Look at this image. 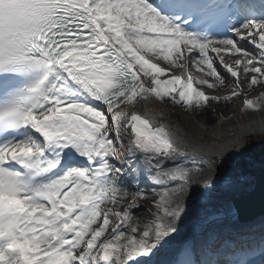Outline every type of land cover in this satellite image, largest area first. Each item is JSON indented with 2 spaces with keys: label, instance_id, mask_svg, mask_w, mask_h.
<instances>
[{
  "label": "snow or ice",
  "instance_id": "1",
  "mask_svg": "<svg viewBox=\"0 0 264 264\" xmlns=\"http://www.w3.org/2000/svg\"><path fill=\"white\" fill-rule=\"evenodd\" d=\"M256 86L264 0H0V264H264V217L185 228L190 190L253 183L223 170L255 135L239 121L264 112ZM137 97L197 119L244 97L240 131L189 142Z\"/></svg>",
  "mask_w": 264,
  "mask_h": 264
},
{
  "label": "bare ground",
  "instance_id": "2",
  "mask_svg": "<svg viewBox=\"0 0 264 264\" xmlns=\"http://www.w3.org/2000/svg\"><path fill=\"white\" fill-rule=\"evenodd\" d=\"M212 55L215 56L216 54L212 53ZM220 55L224 56L225 60L228 61L227 53L222 51ZM200 67L203 69V71H198L193 67L189 68V72L194 78H201L203 77V73L208 71L205 66L201 65ZM216 68L217 71L223 74L227 79H231L229 74L220 67L218 59ZM204 78L208 79L210 83L216 85L215 89H208L206 86L201 89L205 91L207 95H211L215 92H218L217 95L219 94V96L230 95V88L227 86V79L225 84H220L219 81H217L214 77L208 76ZM263 89L264 88L261 87L257 88L256 91L250 93V95L248 94V98L255 99L259 92L263 91ZM240 100L241 97L233 98V101L235 102L233 105L229 106V113L225 115L219 114V118L217 119L218 121L213 127H209L204 122L199 121L200 119H197L195 115L189 116L187 113H181L176 110L171 111L166 109L164 106L162 107L158 101H153L152 99H140L139 106L137 107L136 111L141 117H145L150 121H154V127L158 126L159 124L168 126L178 137L186 139L189 142L199 141L202 139L206 144L215 142L218 145H222L227 141L234 139L235 135L240 131V128L237 126L238 118L240 117L239 110L242 107V104L239 106ZM161 117H163V119ZM228 117L233 118L231 122H228ZM239 123H242L245 126L250 125V128H248L249 131L254 132L257 136H264V113L256 116L251 114L250 116L244 117V119L239 121ZM232 151H235V149H232ZM231 165L232 163L230 161L223 171L226 173H232L233 169L230 167ZM245 190H247V186L237 188L231 192L216 191L212 194H209L208 192L204 191V196H200L195 200L193 199L194 201H188L189 207L191 209H196V216L187 220L186 222L188 223H185L186 226L191 227L193 223L200 222L206 214H210L213 210L219 211L218 213L222 215L225 209L231 207L230 202L232 199L238 197Z\"/></svg>",
  "mask_w": 264,
  "mask_h": 264
},
{
  "label": "water",
  "instance_id": "3",
  "mask_svg": "<svg viewBox=\"0 0 264 264\" xmlns=\"http://www.w3.org/2000/svg\"><path fill=\"white\" fill-rule=\"evenodd\" d=\"M251 186L231 201V207L239 210L241 222L264 217V170L258 171Z\"/></svg>",
  "mask_w": 264,
  "mask_h": 264
},
{
  "label": "rangeland",
  "instance_id": "4",
  "mask_svg": "<svg viewBox=\"0 0 264 264\" xmlns=\"http://www.w3.org/2000/svg\"><path fill=\"white\" fill-rule=\"evenodd\" d=\"M159 63H160V65H161V67H167V64H165L163 61H159ZM172 74H175V75H178L179 73L177 72V71H175V70H172ZM202 75V74H201ZM165 79V78H164ZM257 88H260V86H256V89ZM264 90V89H263ZM217 93L218 92H215V93H212L211 95H209V96H212V95H216V96H219V94L217 95ZM250 93H253V92H249L248 94L250 95ZM220 97H224V96H220ZM230 104V101L227 103V104H225V106L224 107H222L223 109H219V108H217L216 107V105H212L213 106V108L214 109H216V113L217 114H219L220 112H222V113H225V114H227V113H229V109L227 108V106ZM256 137H249V139L248 140H254L256 143H257V150L258 151H260V150H264V137H259V136H257V135H255ZM258 137V138H257ZM247 140V141H248ZM246 141V142H247ZM242 159H243V157L241 156V157H238L237 159H235V160H233L234 162H236V164H238V165H241V161H242ZM244 161H245V164L247 165L249 162H254V159L252 158V157H246L245 159H244ZM231 163H232V161H231Z\"/></svg>",
  "mask_w": 264,
  "mask_h": 264
},
{
  "label": "trees",
  "instance_id": "5",
  "mask_svg": "<svg viewBox=\"0 0 264 264\" xmlns=\"http://www.w3.org/2000/svg\"><path fill=\"white\" fill-rule=\"evenodd\" d=\"M220 106H223L220 105ZM219 107V106H218ZM201 121L205 122L206 124L208 125H214L215 122H216V115H215V111L213 108H211V106L207 109V112H206V115L201 117L200 118ZM257 143H255L254 141H252V145L251 146H248V151H246L244 153V156H250L251 155H255L256 157H259V153H258V150H257V146H256ZM260 154H264V150L260 151ZM243 165L245 166V163H244V160H243Z\"/></svg>",
  "mask_w": 264,
  "mask_h": 264
}]
</instances>
